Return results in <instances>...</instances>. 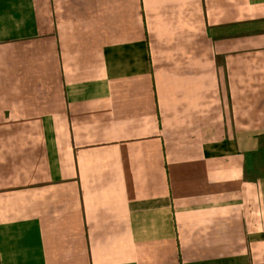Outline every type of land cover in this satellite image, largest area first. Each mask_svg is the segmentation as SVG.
<instances>
[{
	"label": "crops",
	"instance_id": "obj_1",
	"mask_svg": "<svg viewBox=\"0 0 264 264\" xmlns=\"http://www.w3.org/2000/svg\"><path fill=\"white\" fill-rule=\"evenodd\" d=\"M0 264H264V0H0Z\"/></svg>",
	"mask_w": 264,
	"mask_h": 264
}]
</instances>
